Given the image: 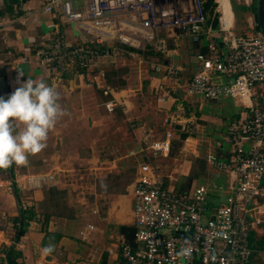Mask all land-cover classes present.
<instances>
[{
	"label": "crops",
	"instance_id": "1",
	"mask_svg": "<svg viewBox=\"0 0 264 264\" xmlns=\"http://www.w3.org/2000/svg\"><path fill=\"white\" fill-rule=\"evenodd\" d=\"M18 1L0 0V97L5 99L28 78L50 85V70L35 54L46 44L44 38L49 26L60 23V19L44 12L43 0ZM65 1H72L77 10H83V0ZM172 1L178 9L191 5L183 0ZM232 12L236 28L238 16L234 8ZM62 25V32L72 44L88 38L74 23ZM169 35L162 33L159 36L167 41L169 54H161L153 45H148L142 52L123 48L121 55L102 60L107 77L110 71L117 75L124 71L137 82L134 86L125 75L122 88L112 96L118 103L112 113L104 106L107 98L102 91L90 86L87 79L77 80L73 93L57 90L59 103L67 114L49 133L47 147L41 153L29 156L27 166L13 165L0 170V264H5V252L10 248L22 254L16 260L21 264H125L121 245L134 243L130 191L140 165L143 130L139 126L145 125L152 139H160L167 114L180 103L196 116L199 127L196 137L185 149L181 137L176 136L172 154L177 149L180 155L185 158L195 156L190 160L198 162V143L205 139L210 149L203 158L204 175L194 174L196 161L185 159L175 166V172L186 178V185H174L173 182L178 180L174 175L168 176L171 183L166 181L183 191L207 187L212 208L227 201L228 175L218 176L208 183L205 180L210 165L207 158L210 155L219 159L228 157L224 141L226 127L239 118L242 108L233 100L206 101L189 95L183 87L174 86L173 81L157 73L156 66L179 67L182 70L181 86H184L196 71L197 54L206 53L200 41L189 37L175 40ZM17 67L22 69V74L15 72ZM164 95L165 100L159 101ZM128 123L132 125V132L128 131ZM118 126L121 132L117 138L125 141L124 144L110 140L111 132ZM129 166L133 178L121 185L112 184L116 178L125 176ZM30 178L34 182H30ZM10 184H13L14 192L6 189ZM262 186L264 189V181ZM23 214L33 218L21 231L19 220ZM251 218L260 223L250 234L253 250L250 264H264V197L253 207ZM49 247L51 251L45 252L44 249Z\"/></svg>",
	"mask_w": 264,
	"mask_h": 264
},
{
	"label": "built area",
	"instance_id": "2",
	"mask_svg": "<svg viewBox=\"0 0 264 264\" xmlns=\"http://www.w3.org/2000/svg\"><path fill=\"white\" fill-rule=\"evenodd\" d=\"M207 1L190 0V7L178 9L161 7L155 0H83V10H77L72 1L43 0L44 12L60 23L49 26L46 44L35 55L50 70L49 82L56 90L73 93L76 81L87 79L107 98L106 110L114 112L118 103L112 96L117 91L107 82L102 60L121 55L123 48L140 51L148 45L169 54L167 41L159 37L166 33L175 40L200 41L206 53L197 54L196 71L184 86L179 67L156 66L157 73L189 95L206 101L233 100L242 108L239 118L226 127L228 157L207 158L228 175L227 201L214 208L207 187L183 191L171 187L161 172V161L171 158L176 136L184 149L196 137V116L178 104L167 114L160 139H152L145 125L139 126L143 130L140 165L130 191L134 243L121 245L125 264L251 263L250 234L260 223L252 220L251 213L264 197V91H258L264 86V35L253 11L256 0H227L231 9L232 3L248 9L251 32L246 35L235 31L233 19H225L220 0H212L213 14H207ZM69 22L88 38L68 42L62 24ZM15 72L23 73L20 67ZM218 147L222 149L220 143ZM6 189L14 192L13 184Z\"/></svg>",
	"mask_w": 264,
	"mask_h": 264
},
{
	"label": "clouds",
	"instance_id": "3",
	"mask_svg": "<svg viewBox=\"0 0 264 264\" xmlns=\"http://www.w3.org/2000/svg\"><path fill=\"white\" fill-rule=\"evenodd\" d=\"M59 101L55 87L31 78L7 99L0 97V170L27 166L29 156L47 147L49 133L67 114ZM44 251L50 252L51 247Z\"/></svg>",
	"mask_w": 264,
	"mask_h": 264
},
{
	"label": "rangeland",
	"instance_id": "4",
	"mask_svg": "<svg viewBox=\"0 0 264 264\" xmlns=\"http://www.w3.org/2000/svg\"><path fill=\"white\" fill-rule=\"evenodd\" d=\"M155 2H156V4H158L161 7H174V2L172 0L171 1L170 0H155ZM80 3H81V1H80ZM183 3L190 4V0H183ZM232 6H233V8H234V10H235V12H236V14L238 16V24H237V26L235 28V31L237 33H242V34H246L248 32L250 33L251 30H249L247 28V25L245 24L246 23L245 19L248 18V15L250 13L247 12V14L245 16L242 13V11H240L238 9V7L236 6L235 3H232ZM80 8H82V7H80ZM257 26H258V23H257ZM140 51L142 52V50H140ZM111 72H115V71H110V73ZM110 73H109L110 76L108 75L109 83H110V85L114 89H116V91L117 90H120L122 88V82H123L122 79L125 77V75H127L128 79H129V83H134V86H135V83H137L136 80H135V78H133L132 76L130 77L129 76V73H125L124 71H120V74L119 75H117L116 73H111V74ZM258 91L259 92H263L264 91V86H262L261 88H259ZM237 110L240 111V109L235 108V111H237ZM198 124H199V121H198ZM132 129H133L132 128V125L130 123H128V131L129 132H132ZM119 132H121V129L118 126L115 130H113L111 132L113 134V137L110 138V140L111 141L115 140V141H118V142H121V143L124 144L125 141L119 140L117 138V134ZM203 140H204V142L198 143V146L196 147L197 155L200 157V159H197L198 162L194 159L196 161L195 162V165H196V168H197V171H194V174L200 173L201 175H204L203 174V170H202L203 167H204V159L203 158H204V155L206 154V151L208 149H210V146H209L208 142H206L205 139H203ZM191 157L185 158L184 155H180V153L178 152V150L175 149L170 159H167L166 161H161V164H162V171L161 172L166 177V180L171 183L172 181H170V178H168V176L174 175V177H176L178 179L177 180V183L173 182L174 185H178L179 183H181L183 185L184 184L186 185V182H187L186 178L183 177L181 173L175 172V168L178 167L179 165H181L185 161V159L190 160V159L194 158L195 156L192 157V158ZM172 158H177L178 161L176 162ZM194 160H190V161H194ZM192 167H193V162H192ZM130 168H131L130 166H129V168H127L126 174L124 173L125 176L123 178H122V176L116 178V180H113L112 181V184H115L116 183V185L117 184H120L121 185L124 182H126L127 180L132 179L133 178V175H132L133 173H130L128 171V169H130ZM192 173H193V171H192ZM218 176H224L225 177L226 176V173L221 172L218 169H216V168L208 165V167H207V175L205 176V180L208 183H212V181L215 178H217ZM178 187H180V185H178ZM192 191H193V189H190L188 192H192Z\"/></svg>",
	"mask_w": 264,
	"mask_h": 264
},
{
	"label": "trees",
	"instance_id": "5",
	"mask_svg": "<svg viewBox=\"0 0 264 264\" xmlns=\"http://www.w3.org/2000/svg\"><path fill=\"white\" fill-rule=\"evenodd\" d=\"M13 1H18V0H13ZM256 2H257V0H256ZM236 6L246 16V14L248 12V9L245 8V7H242V6H238V5H236ZM213 10H214V3H213V1L212 0L207 1L206 4H205V12L207 14H209V15H212L213 14ZM253 11H254V13L256 15V5L254 6ZM245 21H246V19H245ZM217 25H218V22L216 21L215 22V26H217ZM258 29H259V27H258ZM238 34H240V35H246V34H242V33H238ZM131 51L139 52V51H136L135 49H131ZM32 218L33 217L30 214L28 216L26 214H23V216L19 220L20 226H21L20 227V230L21 231H24L25 227L28 224V221L31 220ZM21 255L22 254L20 252L16 251L15 248L7 249L6 252H5V260H4V263L5 264H21V263H18L16 261L18 257H21Z\"/></svg>",
	"mask_w": 264,
	"mask_h": 264
},
{
	"label": "water",
	"instance_id": "6",
	"mask_svg": "<svg viewBox=\"0 0 264 264\" xmlns=\"http://www.w3.org/2000/svg\"><path fill=\"white\" fill-rule=\"evenodd\" d=\"M256 19H257L258 27L264 35V0H257Z\"/></svg>",
	"mask_w": 264,
	"mask_h": 264
},
{
	"label": "bare ground",
	"instance_id": "7",
	"mask_svg": "<svg viewBox=\"0 0 264 264\" xmlns=\"http://www.w3.org/2000/svg\"><path fill=\"white\" fill-rule=\"evenodd\" d=\"M222 7H223V11H224V17L227 21H232L233 19V12L232 9L228 3L227 0H220Z\"/></svg>",
	"mask_w": 264,
	"mask_h": 264
}]
</instances>
